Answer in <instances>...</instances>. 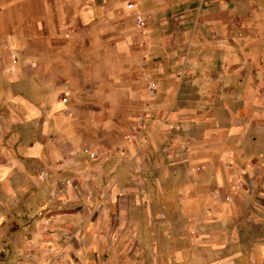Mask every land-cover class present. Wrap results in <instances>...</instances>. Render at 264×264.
I'll return each instance as SVG.
<instances>
[{
  "label": "crops",
  "instance_id": "crops-1",
  "mask_svg": "<svg viewBox=\"0 0 264 264\" xmlns=\"http://www.w3.org/2000/svg\"><path fill=\"white\" fill-rule=\"evenodd\" d=\"M47 1L0 0L1 196L34 216L22 229L40 231L54 215L62 231L47 238L46 257L37 242L35 264H264L255 238L264 227V0L76 4L82 22L98 26L87 30L97 49L82 51H96L119 74L114 102L123 87L131 116L149 102L147 123L129 144L119 127L80 129L75 121L116 116L121 106L106 114L103 79L101 96L82 94L96 107L78 114L73 71L50 58L57 37L38 28L45 12L57 19V0ZM26 21L33 45L15 33ZM145 76L157 85L150 101Z\"/></svg>",
  "mask_w": 264,
  "mask_h": 264
},
{
  "label": "rangeland",
  "instance_id": "rangeland-1",
  "mask_svg": "<svg viewBox=\"0 0 264 264\" xmlns=\"http://www.w3.org/2000/svg\"><path fill=\"white\" fill-rule=\"evenodd\" d=\"M49 1L51 0L45 2L46 5H49ZM72 1V6H74L72 9L74 11L73 14H71L72 6L69 0H57V19L50 21L51 17L49 16V12H45L47 20H41V22L38 23V28L41 29L42 32H45L47 35L52 32V36L57 37L54 41L56 42L55 44L59 46V48L57 49V51H55L54 54H52L53 56L50 58L54 59L53 61H56L59 64H67L68 66L66 67L68 71H73L75 84L78 86V88H76V92L74 91V95L78 99L77 104L80 108L78 114L80 116L82 114L88 113L85 111V107L88 106L87 104L96 107L93 102L90 101V103H88L87 101H85L87 97H82V94L89 92L91 96H101L100 91L102 88L100 87V85L103 79L105 83L104 90L106 93H108L104 102L107 109L106 114L109 113V110L111 111L112 109H114V105L121 106L120 109L115 112L116 116L106 115L104 117H95V113L93 112L91 113L90 117L75 118V121L78 122L80 129L89 126L94 130L98 129L101 131L103 128H105L106 132H110L113 131L115 127H119L124 134V141L129 144L130 141L133 140V138L139 135L142 128L147 123V119L149 118V110L147 109L149 106V102L143 103V107L138 110L139 112H137L136 115L131 116L129 108L130 104H128V101L125 99L126 95L124 94V87L123 93L120 97V101L114 102V99H117L119 97V94H117V88H119L117 86L119 84V74L117 70H114L112 68V61H109L110 68H104V62L101 65L100 63L102 61H99V56L102 55H98L96 51L95 53L82 51V48L84 47L94 46V48L97 49V40L95 38L89 39L87 30L91 28V25H93L94 30H96L98 26L97 23H94V21L85 23L82 22L81 17H78L77 14L80 13L83 6H76V4H79L80 0ZM129 2L131 1L125 2V6L128 8V10L130 9L128 6ZM25 10V12L28 13L27 9ZM35 31L36 30L35 27H33V23L31 21H26L21 22L20 30H16L15 33L16 35H20V37H17L19 40L25 41L24 43H22L23 45H26L29 42L28 40H32L30 42H32L33 45V36L36 34ZM23 36L25 38H23ZM17 54L18 52L14 51V53L11 55V60L13 59L14 62L17 61ZM21 59L23 61H33V58L29 57H27V60L22 57ZM105 65H107V63ZM120 74L123 78L124 83L126 78L124 77V75H122V72ZM85 78H87L88 80L86 81ZM126 81L128 82V80ZM144 81L147 84L146 91L149 97V101L151 99H155V96L157 95L156 82L148 76L144 77ZM120 88H122V86ZM60 97L63 98V100L66 102L68 100V97H70L69 92L63 90V92L60 94ZM26 130L30 132L33 131V135L34 133H36L35 130H31V128L29 127H27ZM119 148V151L124 152V146H120ZM82 152L86 154L91 160H97L99 157V152L95 150L92 151L87 146L82 149ZM92 153L96 154L94 158L91 157ZM244 185V180L236 182L235 190L238 192V190L240 188H243ZM2 188L3 187L0 186V264H35L37 258L42 254L41 250L43 249V247L42 249L40 248V245L37 242L41 243L44 241L43 244H45L46 246L44 248L46 257L49 254V251L51 252V250H53V243H51L50 239L47 238H50L51 234H58V232L62 231L57 228L55 229L56 222L53 217L54 215L51 216V219L49 221H46L44 223L45 227L40 231L37 229L35 231L31 229H22L21 223L24 222L29 225L32 222L30 220H33L34 216H29L22 213V211H20L21 206L14 205L15 207H9L11 205V202H17L18 199L2 198ZM233 196L234 193H230L225 197V201L228 203L232 202ZM228 197L230 198L229 200L227 199ZM37 217H40V215L38 214ZM44 217L45 215H42V218ZM239 230L241 231V236L243 234V237H249V234L247 232L248 229L241 228ZM38 233H40L41 235L39 234L38 236ZM35 235L37 237V241L35 239ZM255 238L260 242H264V227L260 228L259 233ZM25 239H29L28 241L30 244L27 245L24 242ZM245 241H243V243ZM242 245L244 246V244Z\"/></svg>",
  "mask_w": 264,
  "mask_h": 264
},
{
  "label": "built area",
  "instance_id": "built-area-1",
  "mask_svg": "<svg viewBox=\"0 0 264 264\" xmlns=\"http://www.w3.org/2000/svg\"><path fill=\"white\" fill-rule=\"evenodd\" d=\"M128 6H129V8L131 10L134 9L133 2H129L128 3ZM135 15H136V21H137L138 27L141 28V29H145L147 27V21H146V19L140 13L135 12ZM95 155H96L95 153H92L91 154V157L94 158ZM228 167H230V165H228ZM227 199L229 200L230 198L228 197Z\"/></svg>",
  "mask_w": 264,
  "mask_h": 264
}]
</instances>
